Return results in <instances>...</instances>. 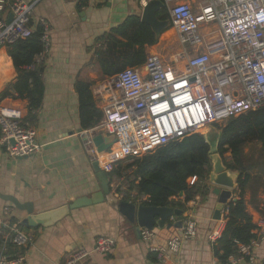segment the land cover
Wrapping results in <instances>:
<instances>
[{"label":"crops","instance_id":"1","mask_svg":"<svg viewBox=\"0 0 264 264\" xmlns=\"http://www.w3.org/2000/svg\"><path fill=\"white\" fill-rule=\"evenodd\" d=\"M206 1L178 2L186 3L193 12H198ZM141 14L139 0H38L30 25L34 28L40 24V20L46 21L50 44L38 66L43 98L37 111L30 110L26 100L1 98V94L15 80L16 73L5 47L0 48V104L22 110L24 123L36 131L39 147L32 156L17 159L10 158L0 147L1 222L18 224L20 227L21 221L26 217L25 213L16 211L10 203L3 201L1 196H12L21 203L30 202L33 204L34 214H39L90 199L101 191L91 169L92 162L83 148L81 135L77 133L81 127L74 84H88L96 109L102 112L108 100L106 84L115 74L128 67L144 74V63L150 56H157L167 64L173 62L181 47L175 30L170 26L167 9L157 10L158 20L167 21L168 25L158 36L152 31L157 42L144 48L146 59L143 64L131 66L134 62V50L120 55L116 65L109 66L104 62L100 53L107 43L105 35L121 25L127 17L141 18ZM8 17L9 15L7 19ZM208 29L214 30V25H210ZM175 65L178 66V63ZM114 150L112 146L98 155L99 166L106 167L123 160L119 157V152ZM247 151L248 148L245 149ZM225 157L229 160L230 154L227 153ZM206 185L209 190L206 198H196L189 202L187 211L180 218L181 220L187 215L194 217L198 226L197 237L184 242L180 252L169 257L166 264H219L213 256L215 243L209 237L213 233H222L225 221L222 214L220 220L213 219L217 203V197L212 194L215 186L208 180ZM233 191L230 199L236 198ZM143 200L142 196L136 198L135 191L134 197L129 196L127 201L115 198L110 186V193L103 202L75 208L51 227L29 229L21 225L24 227H20L22 230L32 235V243L24 249L16 250L8 243L3 248L0 242V256L9 261L18 260L19 264H64L79 248L92 250L96 238L103 236L114 240L113 250L103 255L92 252L78 264H159L156 255L149 252V245H164L172 236L178 235L182 227H171L168 230L156 228L149 242L142 241L140 233L136 232V224L127 221L118 208L120 202L137 206ZM244 200L252 223L258 226L259 222L264 221V216L258 210L264 201L263 189L248 188L244 193ZM176 221L177 219H173L169 222ZM254 253V264H263L264 240Z\"/></svg>","mask_w":264,"mask_h":264},{"label":"built area","instance_id":"2","mask_svg":"<svg viewBox=\"0 0 264 264\" xmlns=\"http://www.w3.org/2000/svg\"><path fill=\"white\" fill-rule=\"evenodd\" d=\"M150 1L139 0L140 7ZM178 1L163 3L181 51L171 64L150 56L144 63V74L128 67L107 82L108 100L102 120L80 133L91 162H98L99 155L93 132L113 136V146H117L121 158L132 162L158 147L264 107V0H207L198 12ZM37 2L0 0V48L31 36V15ZM7 15H12L10 23ZM39 25L43 52L25 67L26 71H35L49 49L48 23L40 20ZM210 25L215 29H208ZM23 119L21 109L0 104V147L13 159L32 156L39 148L35 129ZM100 167L107 173L106 167ZM194 181L192 178L189 183ZM121 182L118 177L110 182L115 198L120 200L126 191ZM129 196L134 197V191ZM224 214L225 210L223 218ZM181 222L178 235L164 245H149V252L156 255L159 264H166L169 257L180 252L184 242L197 237L198 226L192 215L184 216ZM254 232L256 238L249 244L235 243L237 252L226 264L255 263V249L264 240V221ZM220 235L213 233L209 239L215 243ZM152 237V232L141 230L142 241L149 242ZM0 240L3 248L8 243L21 250L32 243L33 237L18 224L0 221ZM113 248L112 238L100 236L92 250L81 247L64 264H78L92 252L103 255ZM0 264L19 261L0 256Z\"/></svg>","mask_w":264,"mask_h":264},{"label":"trees","instance_id":"3","mask_svg":"<svg viewBox=\"0 0 264 264\" xmlns=\"http://www.w3.org/2000/svg\"><path fill=\"white\" fill-rule=\"evenodd\" d=\"M42 33V27L37 24L29 38L5 47L16 77L1 94V98L26 100L28 108L36 111L41 107L43 84L38 68L31 72L25 67L43 52ZM104 39L107 43L100 55L109 66L116 65L120 55L130 50H134L131 66L141 65L146 59L144 48L157 42L151 28L138 16L127 17ZM74 91L78 96L79 125L83 131H88L100 123L102 112L96 109L88 84L76 82ZM215 128L219 131L216 153L227 170L238 174L237 187L233 191L236 198L230 199L224 207V229L213 245L214 258L219 264H226L237 252L235 243L247 245L256 238L257 226L246 211L244 193L250 187L262 188L264 192V107L231 117ZM227 153L229 160L225 157ZM210 156L205 137L195 133L158 147L132 162L117 161L106 166V170L110 181L113 177L122 178L126 191L121 200L127 201L130 192L135 191L136 198L144 197L140 203L143 206L170 207L185 213L189 202L204 199L209 194L206 181L211 171ZM192 178L195 181L190 184ZM258 210L264 216V201Z\"/></svg>","mask_w":264,"mask_h":264},{"label":"water","instance_id":"4","mask_svg":"<svg viewBox=\"0 0 264 264\" xmlns=\"http://www.w3.org/2000/svg\"><path fill=\"white\" fill-rule=\"evenodd\" d=\"M159 9L166 10L164 3L161 0H151L142 8L140 18V21L147 24L157 36L168 25L167 21L161 22L158 20L156 13ZM11 20L12 15H9L7 23H10ZM82 131V129H79L77 133H82ZM91 136L93 137V144L99 154L109 150L115 142L113 136L96 134L94 132ZM217 141L214 148L210 151L211 171L208 175V181L215 186L212 194L217 197V203L213 213V219L216 221L221 219L222 211L230 200L231 191L237 187L236 180L238 177L237 173L230 172L223 165L221 158L216 153ZM91 169L100 184L101 191L94 194L90 199L77 201L69 206H61L39 214H34L33 204L30 202L21 203L12 196H1V199L10 203L16 211L26 214V217L20 223L25 228H48L67 217L71 210L84 205L103 202L105 196L109 195L110 179L108 174L99 166L97 161L91 163ZM118 211L127 221L136 224V232L138 234L141 230L153 232L156 228L159 230H168L171 227L179 229L182 227L180 218L183 213L170 207H150L143 206L142 204L136 206L133 203L120 202ZM173 219H177V221L175 223L169 222Z\"/></svg>","mask_w":264,"mask_h":264},{"label":"rangeland","instance_id":"5","mask_svg":"<svg viewBox=\"0 0 264 264\" xmlns=\"http://www.w3.org/2000/svg\"><path fill=\"white\" fill-rule=\"evenodd\" d=\"M206 129H203L200 134H204L203 136L205 137L207 143L209 144L210 149L214 148L217 138H218V131L217 129L213 127H208L207 131Z\"/></svg>","mask_w":264,"mask_h":264},{"label":"bare ground","instance_id":"6","mask_svg":"<svg viewBox=\"0 0 264 264\" xmlns=\"http://www.w3.org/2000/svg\"><path fill=\"white\" fill-rule=\"evenodd\" d=\"M114 148L117 150V146H114ZM115 151V150H114ZM120 157V156H119Z\"/></svg>","mask_w":264,"mask_h":264}]
</instances>
